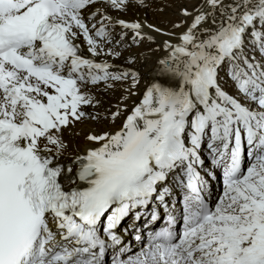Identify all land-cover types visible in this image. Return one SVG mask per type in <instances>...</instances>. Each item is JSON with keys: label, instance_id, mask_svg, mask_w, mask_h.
Returning <instances> with one entry per match:
<instances>
[{"label": "snow or ice", "instance_id": "6c2138e0", "mask_svg": "<svg viewBox=\"0 0 264 264\" xmlns=\"http://www.w3.org/2000/svg\"><path fill=\"white\" fill-rule=\"evenodd\" d=\"M148 7L0 0V264H264V0Z\"/></svg>", "mask_w": 264, "mask_h": 264}, {"label": "bare ground", "instance_id": "6f19581e", "mask_svg": "<svg viewBox=\"0 0 264 264\" xmlns=\"http://www.w3.org/2000/svg\"><path fill=\"white\" fill-rule=\"evenodd\" d=\"M198 2V0H146L149 4L148 8H137L130 9L128 13L124 16L125 19H142L146 20L149 24H155L162 28L170 27L171 22L177 20L179 17L177 15L179 7L183 5L191 6L193 3ZM163 8V11L159 9ZM115 14V13H114ZM150 47L149 45H141L139 48H133V52H144L147 55L146 49ZM118 95V93H117ZM106 100L115 101V96H107ZM94 127L92 124L80 125V143H83L82 137L84 132L89 128ZM101 127V126H96Z\"/></svg>", "mask_w": 264, "mask_h": 264}]
</instances>
